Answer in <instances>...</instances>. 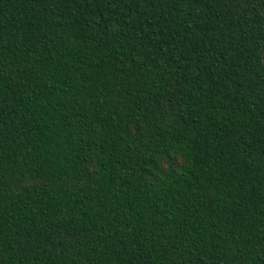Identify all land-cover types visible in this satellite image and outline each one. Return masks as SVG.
<instances>
[{
    "label": "trees",
    "instance_id": "1",
    "mask_svg": "<svg viewBox=\"0 0 264 264\" xmlns=\"http://www.w3.org/2000/svg\"><path fill=\"white\" fill-rule=\"evenodd\" d=\"M0 264H264V0H0Z\"/></svg>",
    "mask_w": 264,
    "mask_h": 264
}]
</instances>
